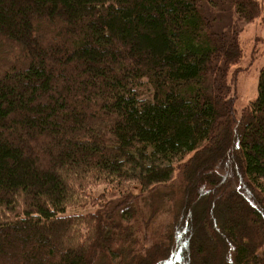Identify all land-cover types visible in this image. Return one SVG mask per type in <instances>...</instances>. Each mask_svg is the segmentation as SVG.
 Wrapping results in <instances>:
<instances>
[{
	"label": "trees",
	"instance_id": "16d2710c",
	"mask_svg": "<svg viewBox=\"0 0 264 264\" xmlns=\"http://www.w3.org/2000/svg\"><path fill=\"white\" fill-rule=\"evenodd\" d=\"M232 10L263 16L0 0V264H264V68L238 116Z\"/></svg>",
	"mask_w": 264,
	"mask_h": 264
},
{
	"label": "rangeland",
	"instance_id": "374dc122",
	"mask_svg": "<svg viewBox=\"0 0 264 264\" xmlns=\"http://www.w3.org/2000/svg\"><path fill=\"white\" fill-rule=\"evenodd\" d=\"M256 1L263 7V16L253 21H246L240 19L235 11L232 10L227 21L218 19L214 22L215 29L219 33L226 31L231 25L238 31V39L243 56L240 61L231 67L228 77L233 109L235 108L234 111H236L235 113L238 116L257 99L260 73L264 68V0ZM224 171L227 178L234 173L232 170L229 171L226 166L224 167ZM106 192L103 191L96 196V202L98 204L104 203V197H101L102 195L106 196L107 202H113L118 198L117 194L110 196L109 194L106 195ZM100 198L103 199L101 200Z\"/></svg>",
	"mask_w": 264,
	"mask_h": 264
}]
</instances>
